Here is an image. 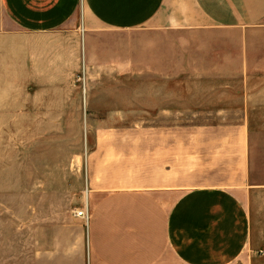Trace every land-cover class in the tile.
<instances>
[{
	"label": "crops",
	"instance_id": "0c3cea01",
	"mask_svg": "<svg viewBox=\"0 0 264 264\" xmlns=\"http://www.w3.org/2000/svg\"><path fill=\"white\" fill-rule=\"evenodd\" d=\"M0 11V78L12 94L16 79L41 84L64 77L68 61L78 67L81 22L87 51L101 29L181 31V69L152 56L155 77L184 78L181 96L171 81L153 93L158 118L174 100L230 116L181 133L153 124L139 135L135 178L127 135L102 134L87 161V232L78 223L70 245L50 257L39 246L22 264H264V0H0Z\"/></svg>",
	"mask_w": 264,
	"mask_h": 264
},
{
	"label": "rangeland",
	"instance_id": "374dc122",
	"mask_svg": "<svg viewBox=\"0 0 264 264\" xmlns=\"http://www.w3.org/2000/svg\"><path fill=\"white\" fill-rule=\"evenodd\" d=\"M79 28L78 67L68 61L64 77L27 85L16 79L13 94L0 78V264L11 256L15 264L33 263L39 246L50 257L55 245H70L78 223L87 232L88 223L76 215L87 206L88 155L102 134L127 135L128 176L135 178L139 135L150 134L153 124L169 122L172 132L181 133L184 123L230 119L217 109L183 110L181 100L172 102V114L158 118L153 93L168 87L167 81L180 93L184 78L181 71L170 80L155 77L152 56L165 69L173 62L161 56H175L181 69V31L101 29L91 35L87 51L82 22ZM75 53L72 47L68 56ZM122 56L132 65L127 72L118 69Z\"/></svg>",
	"mask_w": 264,
	"mask_h": 264
},
{
	"label": "built area",
	"instance_id": "2783aa9c",
	"mask_svg": "<svg viewBox=\"0 0 264 264\" xmlns=\"http://www.w3.org/2000/svg\"><path fill=\"white\" fill-rule=\"evenodd\" d=\"M77 215L82 217L87 223H89L91 214L87 206L84 209L78 211Z\"/></svg>",
	"mask_w": 264,
	"mask_h": 264
}]
</instances>
